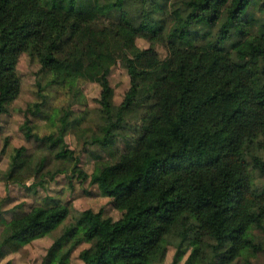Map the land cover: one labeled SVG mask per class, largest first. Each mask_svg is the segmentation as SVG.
I'll list each match as a JSON object with an SVG mask.
<instances>
[{
    "label": "trees",
    "instance_id": "1",
    "mask_svg": "<svg viewBox=\"0 0 264 264\" xmlns=\"http://www.w3.org/2000/svg\"><path fill=\"white\" fill-rule=\"evenodd\" d=\"M178 12L185 15L182 22L175 19ZM261 12L264 0H0V116L20 93L22 54L39 64V87L45 79L46 87L74 96L81 82H91L107 97L114 64L109 48L118 27L147 41L137 57L162 71L137 102L150 117L143 135L91 177L126 216L114 221L86 212L82 230L90 247L79 255L82 264H151L175 234L176 258L187 241L191 248L185 264L203 256L204 237L221 249L217 264L262 250L246 238L249 228L261 225L253 210L264 209V187L254 184L255 173L264 176V161L252 153L264 142ZM127 69L130 88L121 111L134 104L138 79L147 73L133 58ZM109 117L101 127L104 145L113 136ZM18 154L8 180L22 185L32 176L18 173ZM16 209L9 219L0 217V226L9 227L2 245L13 253L69 214L62 203ZM69 252L57 258L67 261Z\"/></svg>",
    "mask_w": 264,
    "mask_h": 264
},
{
    "label": "rangeland",
    "instance_id": "2",
    "mask_svg": "<svg viewBox=\"0 0 264 264\" xmlns=\"http://www.w3.org/2000/svg\"><path fill=\"white\" fill-rule=\"evenodd\" d=\"M174 16L179 22L185 17L179 12ZM148 46L147 41L135 37L126 29H116V40L109 48V57L114 64L108 76L110 91L107 97L97 83L91 82H81L74 96L55 85L46 87L45 79L41 80L39 87V64L31 61L26 54L19 57L20 93L8 107V112L0 116V217L9 219L12 208L21 213L55 203L68 204L69 214L50 233L14 253L2 245L9 235V227L0 226V264H82L79 255L90 247L82 230L86 212L99 213L101 219L111 218L114 221L125 218V212L114 209L110 199L103 196L90 181L92 176L99 175L105 167L117 162L135 140L123 148L90 153L87 159L83 155L87 149L80 148V141L85 133L91 132L93 139L90 142L103 147V138L97 133L101 132V124L109 115L114 123L113 135L125 116L139 117L146 126L150 117L137 102L144 98L152 81L162 75L155 62L147 57H137ZM158 51L161 58L164 57L165 52L161 48ZM131 58L137 70L147 73L138 79L134 104L121 111V103L130 88L127 65ZM28 132H31L29 137ZM78 133L81 134L77 137ZM17 153L18 173L32 176L22 185L8 180ZM252 153L264 161V142L263 147L253 149ZM255 175V187H264V176ZM253 211L259 214L261 225L249 228L246 238L262 250H245L241 258L231 264H242L244 260L248 264H264V209ZM72 228H75V233L67 235L66 232ZM75 241L79 243L74 247ZM179 241L176 234L172 235L165 252L153 258L151 264H185L191 248L187 241L182 248L184 254L176 258ZM201 248L203 256L195 264H217L221 249H217L215 239L204 237ZM67 250L70 251L67 261L57 258Z\"/></svg>",
    "mask_w": 264,
    "mask_h": 264
},
{
    "label": "clouds",
    "instance_id": "3",
    "mask_svg": "<svg viewBox=\"0 0 264 264\" xmlns=\"http://www.w3.org/2000/svg\"><path fill=\"white\" fill-rule=\"evenodd\" d=\"M261 18H264V12L258 13ZM115 119V117L113 118ZM101 127H104L101 124ZM144 133V124L139 117L130 118L124 117V121L119 122V126L115 129V134L112 136L110 142H107L103 147L99 143H91L93 139L92 133H85L80 141V148H86L84 152V158L87 159L90 153L95 154L97 152H105L106 150L123 148L126 144L132 143L136 138L140 137ZM104 133L99 132L97 136L103 138ZM119 158V153L117 155Z\"/></svg>",
    "mask_w": 264,
    "mask_h": 264
}]
</instances>
